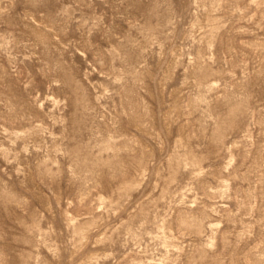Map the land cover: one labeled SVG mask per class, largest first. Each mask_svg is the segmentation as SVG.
<instances>
[{"label": "rangeland", "instance_id": "rangeland-1", "mask_svg": "<svg viewBox=\"0 0 264 264\" xmlns=\"http://www.w3.org/2000/svg\"><path fill=\"white\" fill-rule=\"evenodd\" d=\"M0 264H264V0H0Z\"/></svg>", "mask_w": 264, "mask_h": 264}]
</instances>
